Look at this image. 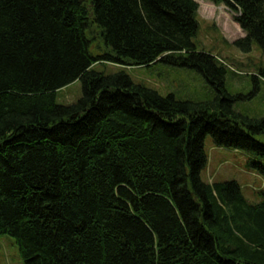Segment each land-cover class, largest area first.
I'll list each match as a JSON object with an SVG mask.
<instances>
[{"label":"trees","instance_id":"trees-1","mask_svg":"<svg viewBox=\"0 0 264 264\" xmlns=\"http://www.w3.org/2000/svg\"><path fill=\"white\" fill-rule=\"evenodd\" d=\"M225 5L264 48V0ZM195 0H0V236L25 264H264V201L201 177L207 135L264 159V118L236 112L229 68L198 51ZM101 43L93 53V42ZM109 62L199 72L208 102L138 84ZM80 80L74 104L60 89ZM252 165L264 175V163Z\"/></svg>","mask_w":264,"mask_h":264},{"label":"rangeland","instance_id":"rangeland-1","mask_svg":"<svg viewBox=\"0 0 264 264\" xmlns=\"http://www.w3.org/2000/svg\"><path fill=\"white\" fill-rule=\"evenodd\" d=\"M198 5L199 29L193 39L198 51L217 57L229 68L226 75L227 91L242 99L234 103V110L254 119L264 118V48L254 41L251 50L243 51L235 41L245 33L234 20V14L225 5H216L209 0H195ZM101 43L94 39L92 52L98 53ZM93 70L105 74L126 72L135 83L143 84L161 95L174 94L177 99L192 102L211 101L215 92L204 77L194 69L162 62L144 67H130L99 62ZM83 95L80 80L60 89L57 102L62 105L76 103ZM204 148L208 157L201 177L208 183L236 181L244 198L250 204L264 201V175L252 165L261 161L254 154L235 149L218 147L207 135ZM0 264H25L21 259L15 239L0 236Z\"/></svg>","mask_w":264,"mask_h":264}]
</instances>
